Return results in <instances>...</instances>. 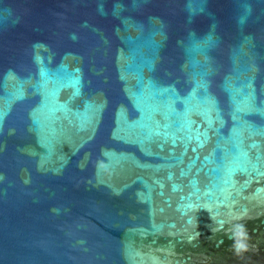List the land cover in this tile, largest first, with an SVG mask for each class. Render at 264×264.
<instances>
[{"label": "water", "instance_id": "obj_1", "mask_svg": "<svg viewBox=\"0 0 264 264\" xmlns=\"http://www.w3.org/2000/svg\"><path fill=\"white\" fill-rule=\"evenodd\" d=\"M0 264H264V0H0Z\"/></svg>", "mask_w": 264, "mask_h": 264}, {"label": "flooded vegetation", "instance_id": "obj_2", "mask_svg": "<svg viewBox=\"0 0 264 264\" xmlns=\"http://www.w3.org/2000/svg\"><path fill=\"white\" fill-rule=\"evenodd\" d=\"M252 240V239H251ZM250 240H246V247H249ZM245 254H241L242 257H244Z\"/></svg>", "mask_w": 264, "mask_h": 264}]
</instances>
